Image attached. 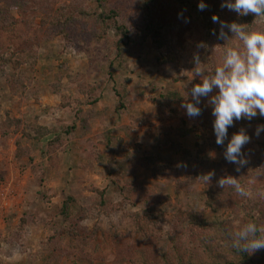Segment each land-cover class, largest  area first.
Masks as SVG:
<instances>
[{
	"label": "rangeland",
	"instance_id": "1",
	"mask_svg": "<svg viewBox=\"0 0 264 264\" xmlns=\"http://www.w3.org/2000/svg\"><path fill=\"white\" fill-rule=\"evenodd\" d=\"M204 2L0 0V264H165L172 236L199 252L212 237L210 264H264V249L233 247L247 223L264 228V116L234 121L218 147V89L198 117L182 107L196 67L211 75L228 49L243 50L213 15L245 31H264V16ZM150 26L164 27L163 48ZM241 130L250 141L237 171L224 152ZM225 176L248 195L221 188ZM150 209L160 221L142 229Z\"/></svg>",
	"mask_w": 264,
	"mask_h": 264
},
{
	"label": "clouds",
	"instance_id": "2",
	"mask_svg": "<svg viewBox=\"0 0 264 264\" xmlns=\"http://www.w3.org/2000/svg\"><path fill=\"white\" fill-rule=\"evenodd\" d=\"M222 8L236 12L239 15L253 13L264 16V0H222ZM198 8L204 11L207 4L200 0ZM214 23L220 24L219 37L226 38L223 29L227 28L243 43V50L230 48L226 52L223 64L215 68L211 75H207L200 67H196L195 75L201 77V82L191 89L194 102L182 104L189 117H198L201 114L199 107L202 97H209L214 89L218 91L211 96L209 103L212 105L213 131L216 144L223 145L228 138V129L234 121L241 119L251 120L258 114L264 116V31H245L238 24H227L213 15ZM196 58V65H199ZM264 132V126H258L256 134ZM250 137L243 130L234 134L224 152L228 163L237 165V171L247 163L243 158V146L249 143ZM206 179H210L207 176ZM218 185L221 188L231 186L241 196L248 192L234 176L220 178ZM233 247L240 252L252 254L264 249V228L256 223L249 222L235 233Z\"/></svg>",
	"mask_w": 264,
	"mask_h": 264
},
{
	"label": "trees",
	"instance_id": "3",
	"mask_svg": "<svg viewBox=\"0 0 264 264\" xmlns=\"http://www.w3.org/2000/svg\"><path fill=\"white\" fill-rule=\"evenodd\" d=\"M71 18H73V17H71ZM71 18L66 17L64 25L67 23L70 24L72 22ZM97 20L99 21L100 18H98ZM100 22L104 23V21H102V20ZM214 28H215V30H214L215 32H220V29H221L220 25H218L216 27L214 26ZM163 29H164V27H158L157 28L156 26H150L148 28L149 33L152 34L153 39L156 42L158 48H163L166 45L165 42L167 41V38L164 35ZM173 59L174 58H172L170 56L169 57H163V58H161V62L162 63H169V62H172ZM218 147H222V146L219 145ZM151 159L152 158H150V157L143 158V161L141 160V162L150 161ZM127 167H128V164H127ZM154 216H156V217H154ZM159 216L160 215L158 213H156L154 210L152 211V209H150L149 211H147L143 215H141V217H138L137 221L139 223L140 228L147 229V225L149 223H151V222L153 224L159 223V221H160ZM188 218H189V223L192 227L204 228L206 226L205 220H203L202 218H200L199 216H197L191 212L188 213ZM172 237H173V239H172L173 244H175V245H174V248L172 250H170L171 252L167 253L168 258H167V261L165 262V264H185V263L210 264V259L212 257H215V255H211V252L213 251L212 241H211L212 237H209V238L205 237L204 239H201V244H202L201 247L203 248V250L200 252L195 251V247L193 250V246L191 249L190 248L187 249L186 244L183 242L182 238L177 237V236H175V237L172 236ZM183 246L185 248H183ZM207 255H209V256L211 255L209 259L205 257ZM231 264H234V263L231 262Z\"/></svg>",
	"mask_w": 264,
	"mask_h": 264
}]
</instances>
